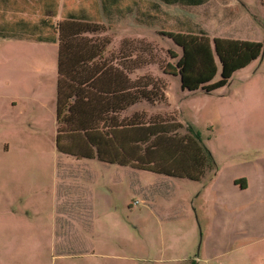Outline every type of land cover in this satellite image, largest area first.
<instances>
[{
  "label": "rangeland",
  "instance_id": "rangeland-1",
  "mask_svg": "<svg viewBox=\"0 0 264 264\" xmlns=\"http://www.w3.org/2000/svg\"><path fill=\"white\" fill-rule=\"evenodd\" d=\"M58 1L57 15L51 19L53 23L69 11L85 6L81 11L101 26L98 32L88 35L108 42L106 56L116 55L123 45V53L132 51L126 60L132 78L150 75L164 83L166 102L142 101L126 114L144 111L147 115L171 116L185 126L191 125L213 151L217 169L223 172L230 171L242 160L238 158L248 159L264 149V122L238 117V109L242 110L243 102L248 100L245 98H257L258 90L264 91V0H209L197 6L137 0V9L127 14L105 13L96 9L98 6L83 4L99 0H79V3L63 0L62 7L61 0ZM14 4L24 10L22 16L36 19L37 29L52 31L48 26L41 28L38 0H14ZM167 31L206 34L212 45L213 37H224L261 41L263 47L261 55L236 70L223 87L210 93L185 95L180 87V75L164 72L167 63L175 65L182 53L163 34ZM19 35L29 38L26 34ZM57 46L56 42L0 37V153L6 140L32 155L29 159L22 156L20 161L13 160L20 164L22 177L15 193L21 201L30 194L49 190L53 171H58L59 183L68 181L64 188L70 196L69 231L65 236L68 244L56 245L53 264H218L226 261L233 254L230 251L233 244L223 248L226 243L238 241L240 235L226 232L218 239L210 224L207 229V214L216 213L210 203L216 188L208 187L206 176L198 181L105 164L96 159L77 162L56 150ZM215 64L213 81L221 77L217 58ZM261 95L264 101V92ZM13 130L19 131L15 140ZM230 159L238 160L234 163ZM6 162L7 159H0V165ZM30 172L35 176L28 179ZM76 181L82 187H76ZM61 186H57L59 190ZM79 193L83 203L77 206L75 199ZM10 195L14 201L0 202V208L19 206L20 201ZM98 204L105 212L97 213ZM73 207H79L80 212L71 210ZM233 212L231 209L227 212L230 220Z\"/></svg>",
  "mask_w": 264,
  "mask_h": 264
},
{
  "label": "trees",
  "instance_id": "trees-1",
  "mask_svg": "<svg viewBox=\"0 0 264 264\" xmlns=\"http://www.w3.org/2000/svg\"><path fill=\"white\" fill-rule=\"evenodd\" d=\"M114 0H102L107 4ZM165 3L199 5L207 0H162ZM41 23L52 31L37 30L36 41L56 42V134L55 147L77 159L129 166L157 174L202 180L217 170L214 157L200 132L174 117L126 112L136 104L166 102L164 83L150 75L130 76L126 62L130 53L104 54L107 43L93 38L101 29L97 21L64 15L57 23V0H38ZM45 25V26H46ZM181 49L175 65L165 73L180 75L183 88L210 93L223 87L233 73L261 55L256 41L213 37L192 32H163ZM173 57L175 53L169 51ZM221 77L213 81L217 66ZM168 68V69H167Z\"/></svg>",
  "mask_w": 264,
  "mask_h": 264
},
{
  "label": "crops",
  "instance_id": "crops-1",
  "mask_svg": "<svg viewBox=\"0 0 264 264\" xmlns=\"http://www.w3.org/2000/svg\"><path fill=\"white\" fill-rule=\"evenodd\" d=\"M97 2L92 1L91 3L86 2L83 4L87 5V7L89 4H92L93 8L98 6L96 9H100L105 13L120 11V14L130 13L138 7L137 0H114L112 4H107V9L103 5L102 0ZM62 4L63 0H61V7ZM57 5H59V1ZM82 7L85 10V6H81L76 8L78 11H69L66 16L75 15L83 19H90L91 16L87 12L81 11ZM16 9L14 0H12V3H8L7 0H0V37L36 41L33 38L21 37L19 34H26L30 37L35 35L36 31L40 30V28L37 29L38 22L30 16H28L29 18H25V15L22 16L21 13H25L22 12L24 10ZM39 22L41 28H45L46 24L42 25L41 21ZM180 87L185 95L202 92L200 90L190 92L181 86V82ZM258 92L260 95L257 98L255 97L256 99L245 98L248 100L243 102L242 110L238 109L239 118L243 116L248 117L244 120L253 119L256 123L264 122V101H262L263 95H261L264 91L258 90ZM165 94L168 98L167 93ZM12 132L15 140L16 134L19 131L13 130ZM211 153L215 159L213 151ZM22 156H27L29 159L32 155L28 150H21L18 144L11 145L10 142L3 141L0 159L2 158V161L7 159V162L0 165V202L2 203L3 201H14V198H11L10 194H13L17 201H20V198L15 193V189L22 178H20L21 167L20 164L14 163L13 160L20 161ZM70 158H73L77 162H81L80 160L91 161L96 159H77L74 156H70ZM238 159L242 160L233 165L230 171L223 172V169L220 168L212 176L206 175L207 178L205 180L209 182L208 187L210 186L212 190L213 186L216 188L215 194L210 197L211 208H214L216 213L212 214L211 212L210 215L207 214V229H209L210 224L213 227L214 235L218 239L219 237H224L226 232L228 234L233 232L240 235L239 240L235 243H226L223 249L231 247L233 244V248L230 250L233 254L226 261L218 264H263L264 149L251 154L248 159ZM238 159L230 160L235 163ZM10 160H12V163ZM28 162L31 163V160H28ZM29 167L32 168L30 164ZM34 168L36 170L35 166ZM83 169L90 173L88 168L84 167ZM58 175V171L56 173L53 171V182L52 185H48L49 190H44L41 194H30L19 202L17 208H11L10 206L8 208H0V264H53V253L56 245L59 243L61 245L68 244V238H65V236H68L67 232L69 231L67 223L70 218V208L68 207V198L70 196L67 195V190H64L68 186V181L61 180L59 183L57 179ZM34 176L30 172L27 178L31 179ZM78 183L79 181H76V187H82ZM62 184L64 185L61 186ZM58 185L61 186V190L57 187ZM32 187L33 183L30 184V188ZM209 194H212V191ZM79 198L80 193L75 199L77 206L83 203L82 199ZM100 206V204L97 206L98 214L101 211L105 212ZM78 208L73 207L71 210L80 212ZM230 209L234 211L232 213V220L227 216V212ZM71 213L73 212L71 211Z\"/></svg>",
  "mask_w": 264,
  "mask_h": 264
}]
</instances>
